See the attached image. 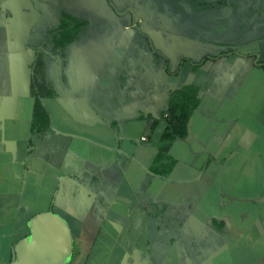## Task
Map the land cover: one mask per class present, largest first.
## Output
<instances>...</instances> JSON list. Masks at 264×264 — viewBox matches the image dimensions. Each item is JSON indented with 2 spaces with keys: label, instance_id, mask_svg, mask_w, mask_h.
I'll return each instance as SVG.
<instances>
[{
  "label": "crops",
  "instance_id": "0c3cea01",
  "mask_svg": "<svg viewBox=\"0 0 264 264\" xmlns=\"http://www.w3.org/2000/svg\"><path fill=\"white\" fill-rule=\"evenodd\" d=\"M59 28L0 48V264L23 263L17 248L48 213L71 242L51 264H264V102L246 84L264 81L256 52L203 63L211 78L153 52L169 65L160 80L134 57V73L124 58L112 66L118 41L101 57L107 42L76 40L85 25L62 43ZM186 86L197 88L187 136L156 176L168 103Z\"/></svg>",
  "mask_w": 264,
  "mask_h": 264
},
{
  "label": "rangeland",
  "instance_id": "374dc122",
  "mask_svg": "<svg viewBox=\"0 0 264 264\" xmlns=\"http://www.w3.org/2000/svg\"><path fill=\"white\" fill-rule=\"evenodd\" d=\"M0 3V48L7 54L11 41L13 49L24 37L28 45L36 43L47 29L63 20L65 25L85 23V32L75 37L78 42H107L101 48V57L107 56L108 48L118 41L112 66L124 58L122 74L134 73L131 64L134 57L162 80L169 65L153 54L162 55V50L176 60L171 69L181 64L184 55L188 62L185 69L190 67L189 63L197 64V73L210 78L215 71L213 66L201 71V63L212 64L221 54L256 52V56H261L260 64H264V0H0ZM113 22L131 28L122 31ZM158 37L166 48L159 46ZM79 45L76 43L70 49L75 52ZM251 81L257 93L256 102L263 103L264 81L249 75L246 84ZM204 86L208 84L197 88ZM100 92L95 94L93 103L100 98ZM238 96L242 100L243 92Z\"/></svg>",
  "mask_w": 264,
  "mask_h": 264
},
{
  "label": "trees",
  "instance_id": "16d2710c",
  "mask_svg": "<svg viewBox=\"0 0 264 264\" xmlns=\"http://www.w3.org/2000/svg\"><path fill=\"white\" fill-rule=\"evenodd\" d=\"M75 21L77 20L75 19ZM84 25L85 23L65 25L62 20L58 32V39L60 40V43H62V40L68 39L66 41H72L75 39V37L78 35V32ZM71 32L76 33L74 35ZM215 58L213 60H215ZM203 63H201V65ZM196 66L198 65L193 64V67ZM196 95L197 88L186 86L173 93L172 97L170 98L168 108L166 110L167 117L163 120L164 132L158 145V152L153 163L152 173H154V175L166 177L171 171L173 162L169 160L167 152L173 142L184 139L187 136L189 117L197 104ZM40 97L41 96L36 95L34 107L35 117H37L39 112L42 110ZM164 166L165 169L162 170Z\"/></svg>",
  "mask_w": 264,
  "mask_h": 264
},
{
  "label": "water",
  "instance_id": "95a60500",
  "mask_svg": "<svg viewBox=\"0 0 264 264\" xmlns=\"http://www.w3.org/2000/svg\"><path fill=\"white\" fill-rule=\"evenodd\" d=\"M32 236L17 248L19 259L26 264H51L70 252V235L63 220L52 213L35 218Z\"/></svg>",
  "mask_w": 264,
  "mask_h": 264
},
{
  "label": "flooded vegetation",
  "instance_id": "af4514ba",
  "mask_svg": "<svg viewBox=\"0 0 264 264\" xmlns=\"http://www.w3.org/2000/svg\"><path fill=\"white\" fill-rule=\"evenodd\" d=\"M232 54H234V53H230L229 55H232ZM237 55H239V53L237 54ZM225 56H228V55H223V54H221L219 57H217V58H220V57H225ZM254 59H255V65H257V66H260V67H263L264 68V64H260V62L261 61H259V57L258 56H256V55H254ZM216 58V59H217ZM215 59V60H216Z\"/></svg>",
  "mask_w": 264,
  "mask_h": 264
}]
</instances>
